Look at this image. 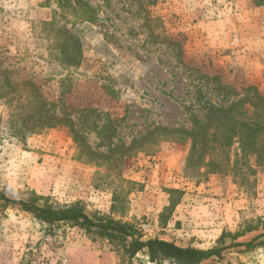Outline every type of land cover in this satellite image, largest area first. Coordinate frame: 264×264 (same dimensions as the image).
<instances>
[{"label": "rangeland", "instance_id": "rangeland-1", "mask_svg": "<svg viewBox=\"0 0 264 264\" xmlns=\"http://www.w3.org/2000/svg\"><path fill=\"white\" fill-rule=\"evenodd\" d=\"M84 1L89 12L66 0H0V194L78 203L142 239L221 248L200 264H264V164L237 143L217 146L213 169L196 154L188 164L190 142L160 130L192 129L203 102L224 103L230 89L220 86L264 97V3ZM61 26L81 44L78 66L60 58ZM35 94L71 124L16 135ZM15 201L0 200V264H170L145 249L129 257L120 240L70 223H39Z\"/></svg>", "mask_w": 264, "mask_h": 264}, {"label": "trees", "instance_id": "trees-1", "mask_svg": "<svg viewBox=\"0 0 264 264\" xmlns=\"http://www.w3.org/2000/svg\"><path fill=\"white\" fill-rule=\"evenodd\" d=\"M72 8H82L89 12L90 7L84 0H66ZM259 4L264 3L259 0ZM63 6L64 0H59ZM91 17V16H90ZM91 19V18H90ZM64 39L57 40V49L60 58L66 67L78 66L81 61V44L70 33L68 28H59ZM221 89H230L224 92L223 102H203L201 107L205 109L202 118L190 113L192 118V129L161 127L160 130L176 133L181 140L190 142L188 164L192 162L196 154V163H202L208 169L217 166L212 155L218 147L225 149L233 143H237L242 156L253 157L258 164H264V97L257 92L253 86L244 90L248 92L242 96L233 87L220 86ZM233 91V92H232ZM3 97V96H2ZM35 94L25 99L28 111L24 113L21 122L25 126L18 135L24 139L27 134L37 133L43 129L51 128L60 123L71 124L69 118H63L47 108V102ZM12 102V98L6 100ZM31 122V123H30ZM73 131V128L71 129ZM77 138V134L74 133ZM238 155V154H236ZM205 156H210L205 160ZM234 170L237 172V159L234 160ZM117 197H114V200ZM0 200L6 203L15 201L4 194H0ZM24 211L30 212L39 223L52 225L54 223H70L90 233L94 231L100 237L109 240L118 239L122 242L125 253L133 257L140 250L147 251L148 260L158 262L167 260L170 264H200L213 256L220 254L221 248L199 249L190 246H180L173 241L148 238L142 239L140 232L130 223L116 221L112 218H91L78 203L64 207H53L51 205H38L34 201L16 200ZM115 209V206H113Z\"/></svg>", "mask_w": 264, "mask_h": 264}, {"label": "crops", "instance_id": "crops-1", "mask_svg": "<svg viewBox=\"0 0 264 264\" xmlns=\"http://www.w3.org/2000/svg\"><path fill=\"white\" fill-rule=\"evenodd\" d=\"M74 243L72 244V242H70L69 244H66L65 243V247H63L62 249H61V251L63 250V253H66V257H67V259H70V258H72V250H73V247H74ZM53 246V245H52ZM51 246V250H48L47 251V255H55V252L53 251V249H55V247H52ZM76 248V247H75ZM75 250V249H74ZM78 252H80L81 254H84L85 252H81L79 249L77 250ZM50 260H51V262H50V264H53V259H52V257L50 258ZM46 264V263H45ZM96 264H103V262H102V260H100V259H98V261H97V263Z\"/></svg>", "mask_w": 264, "mask_h": 264}, {"label": "built area", "instance_id": "built-area-1", "mask_svg": "<svg viewBox=\"0 0 264 264\" xmlns=\"http://www.w3.org/2000/svg\"><path fill=\"white\" fill-rule=\"evenodd\" d=\"M142 228L147 231L148 230V224H143ZM61 264H68L67 260L66 259H62L61 260Z\"/></svg>", "mask_w": 264, "mask_h": 264}]
</instances>
